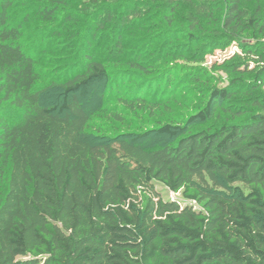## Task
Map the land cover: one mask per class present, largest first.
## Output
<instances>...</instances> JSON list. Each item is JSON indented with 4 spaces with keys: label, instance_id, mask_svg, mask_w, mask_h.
<instances>
[{
    "label": "trees",
    "instance_id": "obj_1",
    "mask_svg": "<svg viewBox=\"0 0 264 264\" xmlns=\"http://www.w3.org/2000/svg\"><path fill=\"white\" fill-rule=\"evenodd\" d=\"M246 1L0 0V264H264V16ZM232 41L253 79L188 71ZM49 52L64 71L46 79ZM203 81L187 123L149 128L171 143L95 119ZM218 108L250 115L192 129Z\"/></svg>",
    "mask_w": 264,
    "mask_h": 264
},
{
    "label": "rangeland",
    "instance_id": "obj_2",
    "mask_svg": "<svg viewBox=\"0 0 264 264\" xmlns=\"http://www.w3.org/2000/svg\"><path fill=\"white\" fill-rule=\"evenodd\" d=\"M257 4H259V6L261 7L259 16H264V0H247L245 3L246 7L250 11H253ZM176 14L177 21L174 23L173 26H177L185 30L187 26L186 14L180 12H177ZM250 33V31H246L238 34V40L243 41L246 39H250ZM258 34L259 35H257V39L260 42L264 43V30L262 34ZM141 46L143 45L140 42L138 44H135L133 48L138 49L139 47L141 48ZM161 46L162 44L160 42L157 43L155 45V52L158 50V48H161ZM199 46L201 45H197L196 48H198ZM68 52L69 51H67L66 49V51L61 54H67ZM59 54L60 53L49 52L47 53V56H52L51 60L45 59L42 63L39 64V66L42 69H45V72L47 73L46 79L55 75L56 72L60 73V71L64 69V67H60V64L62 63L59 58L61 54ZM204 57L205 58L200 64V66H190L188 67V71L205 69L204 74L206 75L213 72L217 75L218 79H215L212 83L220 85L228 83L233 76H243L247 80L253 79V73L251 72V70L258 63V60H256L255 57L247 56L246 52L241 49L238 41H232L230 43L225 44L223 47H218L212 49L211 51L209 50L208 52H206ZM173 85L174 84H172V86ZM205 85L206 81L196 83H185L184 89L176 90L173 93V95L176 96H173L172 101L167 102L168 105H162L160 107H153L152 104H145L139 107L135 105V107L127 109L125 113L121 115L122 120L120 122L116 121L113 117L108 118L104 122V115H102V111H97L95 119L98 121H103L102 123H104V126L107 127V129L105 131L103 130V132L109 134L125 133L135 136L138 134L149 133L148 138H150V141H148L147 143L148 146H157L163 143H171L173 142V138L171 139L167 135H157L149 128L158 127L162 120H167L168 122H172L174 124L187 123L189 117L192 114L196 113L198 109H200V107L206 102L209 96L208 89L204 87ZM254 92H258L260 96L264 97V87L257 88L252 91V93ZM245 94L246 95H244L243 93L236 94L237 101L234 103V106H239L240 104H242L241 102L243 101V99L240 98L244 96H249L248 92ZM54 97H52L51 99H53ZM88 103L93 102L92 100H90ZM249 115L250 113L247 112L245 115L236 117L234 116V118L232 119L231 117H229L230 115L228 113L223 111L222 108H218L213 121L204 124L200 122L193 123L192 129L195 131L197 129L204 128L209 124L211 125V127H215L226 119H230L231 121H240L248 118ZM156 189L161 192L163 197L166 199H182L181 193L169 192L160 184L156 185Z\"/></svg>",
    "mask_w": 264,
    "mask_h": 264
}]
</instances>
